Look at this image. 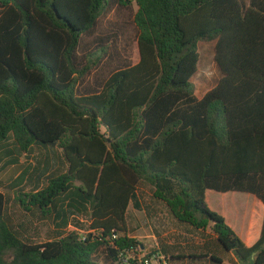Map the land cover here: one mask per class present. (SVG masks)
I'll use <instances>...</instances> for the list:
<instances>
[{
    "label": "trees",
    "instance_id": "trees-1",
    "mask_svg": "<svg viewBox=\"0 0 264 264\" xmlns=\"http://www.w3.org/2000/svg\"><path fill=\"white\" fill-rule=\"evenodd\" d=\"M122 11L126 50L98 33ZM211 42L222 79L200 100L198 45ZM35 151L46 159L0 182V264H139L126 219L142 185L239 264H264V0H0V172ZM209 192L256 198L245 237ZM13 205L53 216L57 238L24 242ZM82 217L92 234L68 232Z\"/></svg>",
    "mask_w": 264,
    "mask_h": 264
},
{
    "label": "rangeland",
    "instance_id": "rangeland-1",
    "mask_svg": "<svg viewBox=\"0 0 264 264\" xmlns=\"http://www.w3.org/2000/svg\"><path fill=\"white\" fill-rule=\"evenodd\" d=\"M245 2L247 5L250 4V0H245ZM126 22V12L111 13L99 21L98 33L109 32L107 34L121 35V47L126 50L123 41L127 40L131 44L133 43L132 32L128 30L126 36L123 33L122 27ZM215 45L216 42L199 43L198 45L199 64L197 73L191 82L198 99H202L213 90L222 79V73L215 62ZM130 53L133 61H137L138 55L135 46H132ZM99 73L97 69H94L91 80L98 75L102 76ZM45 159L46 154L39 151H35L34 155L29 158L19 159L16 166L10 167L5 173L0 172V182L6 181L10 177L16 179L24 168L30 165L36 167L41 160ZM7 161V159L4 160L3 164ZM20 167H23L21 171L15 173ZM59 167L62 168L60 164ZM251 199L253 197L248 195L232 194L226 197L212 192L207 193L209 208L222 215L228 225L242 238L246 234L243 221L245 214L255 208ZM138 200L140 210H136L131 204L127 211L126 236L140 244L139 248L129 255L130 259L138 261L139 264L147 260L150 261V264H160L157 261L158 258H169L170 255L177 256L179 254L187 259L190 255L199 256L202 254V256L209 257V254L205 253L217 254L215 236L211 231L208 230L205 236H201L191 232L190 228L179 225L169 215L166 207L154 200L151 188L145 185L140 186ZM7 218L9 224L26 243L42 245L57 238L59 233L53 216L44 218L41 215L25 213L15 205L8 209ZM90 226L91 221L82 217L72 220L67 231L85 236L92 234ZM224 256L226 259L223 260H226V264H236L235 260L228 258L227 254L224 253Z\"/></svg>",
    "mask_w": 264,
    "mask_h": 264
},
{
    "label": "crops",
    "instance_id": "crops-1",
    "mask_svg": "<svg viewBox=\"0 0 264 264\" xmlns=\"http://www.w3.org/2000/svg\"><path fill=\"white\" fill-rule=\"evenodd\" d=\"M201 100V99H200ZM240 195V194H239ZM230 196V195H229ZM248 196H250V195H248ZM228 197V196H227ZM251 197H253V196H251ZM227 199V198H226ZM251 201H252V204H253V207L255 206V208H254V210L256 209V207H257V205H258V201L256 200V198L255 197H253V199H251ZM188 230V229H187ZM191 232H194L195 234H199V235H201V236H205V234H207V232H205V233H202V232H196V231H193V230H191ZM215 240H216V238H215ZM216 247H217V244H216ZM217 254H213V253H205V254H209V257L208 256H202V254H199V256H196V255H190V256H188L187 257V259H185L183 256H180L179 254L177 255V256H174V255H170V257L169 258H166L167 260H168V262H169V264H191L190 263V261H189V257H207L205 260H201V261H196V263H193V264H206L205 263V261H209L210 259H211V256L213 255V256H216V257H218L219 259H221L222 261H223V264H226L225 262H226V260H223V259H226V257L224 256V253L221 251V250H219L218 248H217ZM179 258H181V259H183V260H180ZM228 258H232L233 260H235V258L232 256V255H228ZM235 262H236V264H239L236 260H235Z\"/></svg>",
    "mask_w": 264,
    "mask_h": 264
},
{
    "label": "built area",
    "instance_id": "built-area-1",
    "mask_svg": "<svg viewBox=\"0 0 264 264\" xmlns=\"http://www.w3.org/2000/svg\"><path fill=\"white\" fill-rule=\"evenodd\" d=\"M151 261H152V259H151ZM157 261H159L160 264H169L168 260L165 257H160V258H158ZM142 264H150V261L147 260V261L143 262Z\"/></svg>",
    "mask_w": 264,
    "mask_h": 264
}]
</instances>
